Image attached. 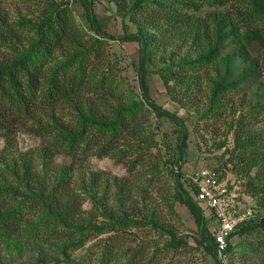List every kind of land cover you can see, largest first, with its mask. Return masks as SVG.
<instances>
[{"label":"trees","instance_id":"trees-1","mask_svg":"<svg viewBox=\"0 0 264 264\" xmlns=\"http://www.w3.org/2000/svg\"><path fill=\"white\" fill-rule=\"evenodd\" d=\"M81 1L86 5L92 31H86L76 21L71 0L42 2L35 21L22 17L14 23L1 7L3 0H0V54L5 50L0 56V134L6 142L0 154V246L14 245L22 251L29 246L39 249L35 264H49L48 253H54L55 264L62 259L66 264H105L116 247L110 242L113 235L108 237L95 263L73 258L71 251L85 246L91 235L140 227L146 223V218L147 223L169 235V248L177 250L185 246L186 242L173 228L162 223L154 210L145 211L144 207L143 215L133 214L142 217L141 220L129 212L127 204L133 200V189L127 180L117 175L111 180L103 176L104 172L90 171L86 179L90 181L91 190L105 185L106 191L100 199L96 198L97 193L85 191L94 205L89 210L83 209L88 197L73 186L75 161L111 156L116 162L124 163L129 172H134L143 163L145 153L141 144L150 147L155 142L154 128L144 125L145 111L154 112L160 119L174 120L180 133L179 148H185L189 134L184 130L183 120L150 95L148 66L152 53L160 51L161 45L187 47L181 59L171 60L170 65L161 66L159 71L168 91L177 96L178 85L171 82L175 80L188 92L192 91L191 87L201 82L199 69L216 61L223 53L224 40L235 37L239 45L237 54L246 57L247 63L239 77L232 73L225 79L213 81V96L206 114L217 105L221 93L237 90L257 74L260 61L251 58L245 39L250 44L257 41L259 48L264 49V37L256 25L264 24V0H134L130 12L138 31L125 37L139 45L137 73L143 98L127 104L118 98L122 81L115 79L113 69L103 70L102 64L108 40L118 37L97 26L92 2ZM205 9L208 11L203 15ZM243 27L246 34L240 31ZM25 39L29 40L26 46L19 47L15 43ZM60 48L71 50L73 55L55 68L48 67L49 58ZM165 58L162 60L166 62ZM232 60L233 56H229L228 61ZM187 70L196 75L190 77ZM19 132L35 135L40 145L19 151L16 141ZM256 135L253 133L246 139L247 144L253 142ZM60 155L73 162L59 163L56 157ZM183 156L181 152L178 157L173 156L172 161L179 162ZM157 167L154 163L138 175L150 172L148 181L156 186ZM172 173L178 179L180 171L176 168ZM112 187L113 194L108 196ZM178 188H182L179 182ZM192 188L182 193L176 190L174 195L168 192L161 195L167 204L172 196L182 199L201 232L199 243L221 261L216 228L207 237L208 218L191 195L194 194ZM107 196L114 202H104ZM136 197V206L144 202L141 196ZM101 215L106 221H100ZM261 227H264V219L258 224L249 221L238 231L247 233ZM232 248L230 243L227 254ZM0 264H6L1 255Z\"/></svg>","mask_w":264,"mask_h":264},{"label":"rangeland","instance_id":"rangeland-1","mask_svg":"<svg viewBox=\"0 0 264 264\" xmlns=\"http://www.w3.org/2000/svg\"><path fill=\"white\" fill-rule=\"evenodd\" d=\"M45 1L51 0H3L1 7L6 10L12 23L22 20V17L35 21ZM71 1L76 21L86 31L90 30L91 23L86 5L81 0ZM87 1L92 2L97 26L103 32L118 37L107 42L102 61L103 70L113 69L115 79L122 81L123 86L118 90L119 99L127 104L139 102L143 98L137 73L139 45L136 41L125 37L127 34L138 31V26L130 12L134 0ZM207 11L208 9L203 10L202 14L206 15ZM256 25L260 29L259 34L264 37V24ZM240 31L246 34L244 27ZM235 40L233 36L227 37L223 42L222 55L211 65L202 66L199 69L200 72H198L202 75L199 80L201 82L193 85L192 91L188 92L186 87H181V84L175 80L172 81V85L175 83L178 85L177 96L168 91L159 71L161 66L170 65L171 60L181 59L187 47L177 44L164 48L161 45L160 51L151 55L147 74L150 95L164 109L175 113L183 120L184 130L189 134L185 148H179L180 133L178 124L174 120L169 117L160 119L154 112L145 111L144 125L154 128L155 142L150 147L146 146V143L141 144L140 147L145 155L142 165L134 172H129L124 163L116 162L111 156L102 158L92 156L86 160L79 158L75 161L73 186L88 197L83 209L89 210L94 205L93 199L85 191L93 195L97 193L98 199L106 191L105 185L91 190L90 181L86 179L89 172L97 171L101 174L104 172L106 174L103 176H108L111 180L117 175L127 180L133 189V200L127 204L129 212L132 215L135 213L141 216L144 213V207L145 211L154 210L160 221L173 228L186 242L185 246L177 250L169 248V235L153 224L147 223L146 218L144 221L146 223L140 227H128L127 230L120 229L101 235H91L85 246L71 251L73 258L95 263L102 255L109 240L108 237L113 235L115 237L110 242L116 247L105 264H221V261L223 264H264V227L247 233L238 231L231 240L233 248L227 258L218 261L205 246L199 243L201 232L190 209L182 199L172 196L170 203L167 204L161 195L162 192L174 195L176 190L181 193L186 190L191 191L190 176L200 168H213L217 169L232 189L237 191L245 205L253 209L254 224L264 219V49L259 48L257 41L250 44L245 39L251 58L260 61L257 74L251 79L252 81L244 83L237 90L221 93L218 96L217 105L206 114L213 96V81L225 79V76L232 73L235 77H239L243 66L247 63L246 57L237 54L239 45ZM28 42L29 40L26 39L20 43L15 41L19 47L26 46ZM4 52L5 50L0 56ZM71 55H73L71 50L60 48L49 58L47 66L55 68ZM229 56H233L231 62L228 61ZM163 57L167 58L166 62L162 60ZM186 74H190V77L196 75L191 74L190 70H187ZM111 104L116 105L115 102ZM253 133H257V137L247 144L245 140H248ZM16 141L17 149L21 152L35 149L40 145L38 137L25 132H19L16 135ZM5 145V138L0 134V154ZM181 152L184 155L182 159L179 162L172 161L173 156L178 157ZM56 158L59 163L73 162L72 159L62 155ZM154 163L158 166L157 180L156 186H151L148 181L150 172L142 176L138 174L144 173ZM176 168L180 171L178 179L172 175L173 169ZM178 182L181 183L182 188L177 189ZM113 191L112 187L107 195L111 196ZM136 195L144 199L143 203L138 202V206L134 203L138 198ZM191 195L194 197V194ZM108 196L103 201L113 203V199ZM201 206L209 213L204 205L201 204ZM99 219L106 221L102 215ZM138 219L141 220L142 217ZM217 223L215 218H208L205 229L207 237L215 231ZM39 253V249H33L30 246L24 251L14 245L4 247L1 244L0 246V255L3 256L6 264H35L40 256ZM52 257L54 253L47 254L49 264H55L56 259ZM64 261L65 259H62L58 264H66Z\"/></svg>","mask_w":264,"mask_h":264},{"label":"built area","instance_id":"built-area-1","mask_svg":"<svg viewBox=\"0 0 264 264\" xmlns=\"http://www.w3.org/2000/svg\"><path fill=\"white\" fill-rule=\"evenodd\" d=\"M194 197L204 209L209 219L215 218L216 243L220 259L227 258V249L233 234L249 221H254L252 208L245 205L237 191L225 181L224 177L213 168H200L189 179Z\"/></svg>","mask_w":264,"mask_h":264}]
</instances>
